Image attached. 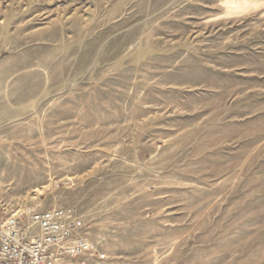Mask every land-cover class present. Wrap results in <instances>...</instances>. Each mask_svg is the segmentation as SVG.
<instances>
[{"label": "rangeland", "instance_id": "1", "mask_svg": "<svg viewBox=\"0 0 264 264\" xmlns=\"http://www.w3.org/2000/svg\"><path fill=\"white\" fill-rule=\"evenodd\" d=\"M57 205L66 264H264V0H0V218Z\"/></svg>", "mask_w": 264, "mask_h": 264}, {"label": "built area", "instance_id": "2", "mask_svg": "<svg viewBox=\"0 0 264 264\" xmlns=\"http://www.w3.org/2000/svg\"><path fill=\"white\" fill-rule=\"evenodd\" d=\"M88 254L105 257L72 206H28L0 218V264H66Z\"/></svg>", "mask_w": 264, "mask_h": 264}, {"label": "bare ground", "instance_id": "3", "mask_svg": "<svg viewBox=\"0 0 264 264\" xmlns=\"http://www.w3.org/2000/svg\"><path fill=\"white\" fill-rule=\"evenodd\" d=\"M231 4H233V3H231Z\"/></svg>", "mask_w": 264, "mask_h": 264}]
</instances>
